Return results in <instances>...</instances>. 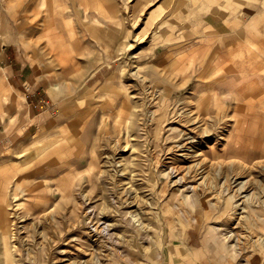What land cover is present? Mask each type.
<instances>
[{"label": "rangeland", "instance_id": "obj_1", "mask_svg": "<svg viewBox=\"0 0 264 264\" xmlns=\"http://www.w3.org/2000/svg\"><path fill=\"white\" fill-rule=\"evenodd\" d=\"M8 4L0 22L34 25L40 60L57 74L63 61L39 28L47 12L22 21L15 0ZM135 41L100 65L112 78L54 76L48 93L31 94L41 124L32 135L28 95L0 69V130L24 126L0 174V264H264V54L247 62L243 89L230 95L240 81L225 83L239 63L225 60L221 40L210 61L166 57L161 72L155 48L142 35ZM190 133L195 158L176 151ZM104 221L109 230L90 236Z\"/></svg>", "mask_w": 264, "mask_h": 264}, {"label": "crops", "instance_id": "obj_2", "mask_svg": "<svg viewBox=\"0 0 264 264\" xmlns=\"http://www.w3.org/2000/svg\"><path fill=\"white\" fill-rule=\"evenodd\" d=\"M9 2L0 0L1 10L5 6L4 12L8 13L12 9ZM15 8L19 17L22 13H34L37 8L41 13L47 12L48 22L39 28L47 36L46 45L51 39L49 45L54 48L50 52L55 62L63 61L62 66H57L59 72L54 73L59 78H112L114 71L107 70V74H103L100 65L115 62L120 55L117 47H121L119 50L122 52L124 46L134 45L140 35L145 46L155 48L156 55L151 63L157 62L153 68L157 66L160 72L163 64H167L166 57L172 64L180 60L182 66L189 55L193 62L201 60L199 56L204 54L206 56L202 60L210 61L209 47H215L222 41L224 54H227L225 60L239 63L235 65L239 75H233L225 83L226 86L229 81H240L234 82L233 86L237 85L239 89L229 91L233 95L244 87L242 80L250 71L247 62L253 63L261 59L255 55L264 54V0H15ZM30 30L35 31V26L20 22V18L16 22H0V69L7 72L14 84L16 80V87L28 95L26 118L32 116L29 123H25L28 135H32L34 127H41L40 114L34 112L36 100L31 94L35 95L42 88L48 93L52 87L48 79L54 78L48 71L51 61L40 60L43 52L35 46L34 33L30 36ZM193 71L199 72L198 68ZM233 87L227 88L232 90ZM70 108L86 107L70 105ZM19 122L10 130L3 123L5 128L0 130L1 176L7 175L5 159L8 153L18 151L16 144L24 131L22 124L16 127ZM63 124L66 126V122ZM84 144L81 137L75 139L74 148L79 150V156L83 154ZM4 192L0 184V205L6 202ZM0 222L7 223L6 214H1ZM1 235L7 243V231L3 230ZM8 248L5 245L6 253ZM22 250L16 247V252Z\"/></svg>", "mask_w": 264, "mask_h": 264}, {"label": "bare ground", "instance_id": "obj_3", "mask_svg": "<svg viewBox=\"0 0 264 264\" xmlns=\"http://www.w3.org/2000/svg\"><path fill=\"white\" fill-rule=\"evenodd\" d=\"M195 131V129L192 131V132H194ZM191 132V131H190ZM191 134V133H190ZM194 135V134H193ZM192 134L191 135H187L186 137H187V141H186V145L185 144H181V145H179V146H177L176 148V151L178 152H176L177 154H179V156H182L183 157V155L185 156V155H187V154H193V152H191V151H194L191 147H189L190 145H192V143H194V142H196L195 140V138H194V136H193ZM203 139V138H202ZM186 140V139H185ZM197 142H198V140H197ZM206 142V141H205ZM178 148L179 149H181V150H178ZM195 149V148H194ZM191 152V153H186V152ZM184 152V153H183ZM199 154H201L200 153V151L199 152H197L196 153V156H198ZM189 157H193L194 156V158L196 157L195 155H192V156H190V155H188ZM184 159H185V157H184ZM186 159H189V158H187L186 157ZM190 160V159H189ZM193 160V159H192ZM184 161H186V160H184ZM197 162H198V160H197ZM201 163V162H200ZM194 164V162L192 163V165ZM188 166V165H187ZM189 167V166H188ZM193 167V166H192ZM195 167V166H194ZM185 168V167H184ZM196 168H199V165L197 166V167H195V168H193V170L194 171H197V173L199 172V174L201 175V173H202V171H199V169H196ZM186 169H187V167H186ZM189 169V168H188ZM176 170V169H175ZM175 170H174V168L171 170L172 172H173V174H174V172H175ZM103 224H104V227H101L100 229H98L97 227L95 228V229H91V231L89 232V235L90 236H97V234L95 233V232H105V231H107V230H109V224L106 222V221H104L103 222Z\"/></svg>", "mask_w": 264, "mask_h": 264}]
</instances>
